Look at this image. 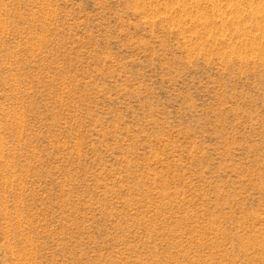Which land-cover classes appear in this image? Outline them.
<instances>
[{
	"label": "rangeland",
	"instance_id": "1",
	"mask_svg": "<svg viewBox=\"0 0 264 264\" xmlns=\"http://www.w3.org/2000/svg\"><path fill=\"white\" fill-rule=\"evenodd\" d=\"M0 264H264V0H0Z\"/></svg>",
	"mask_w": 264,
	"mask_h": 264
}]
</instances>
